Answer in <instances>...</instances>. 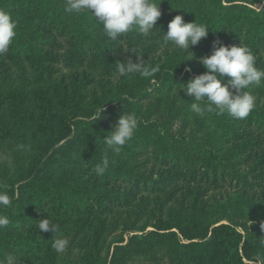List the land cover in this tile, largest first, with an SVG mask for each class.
Instances as JSON below:
<instances>
[{"label":"trees","instance_id":"obj_1","mask_svg":"<svg viewBox=\"0 0 264 264\" xmlns=\"http://www.w3.org/2000/svg\"><path fill=\"white\" fill-rule=\"evenodd\" d=\"M65 5L0 0L18 24L0 55V186L14 197L0 208V264H264V83L246 119L205 114L218 134L186 122L178 89L207 71L198 58L216 40L249 47L264 69V0H161L153 34L121 37L128 51ZM178 14L210 28L176 65L192 55L163 43ZM128 59L159 71L118 77ZM123 113L138 128L114 153L102 139ZM47 213L56 233L37 228Z\"/></svg>","mask_w":264,"mask_h":264},{"label":"clouds","instance_id":"obj_2","mask_svg":"<svg viewBox=\"0 0 264 264\" xmlns=\"http://www.w3.org/2000/svg\"><path fill=\"white\" fill-rule=\"evenodd\" d=\"M160 3L161 0H66L64 11L70 15L90 13L96 24L102 23L103 27L100 29L103 35L128 51V47L120 43L121 37L132 32L142 37L153 34L156 31L153 30L154 25L162 15ZM17 27V21L11 13L0 9V55L8 52L13 44ZM209 28L204 23L185 22L180 14L169 22L167 32H163V43L173 45L180 52L192 54L190 58L180 60L176 65L194 58L195 54L190 51V47L206 38ZM131 52L143 53L133 47ZM198 59L207 71L190 79L186 85L180 84L178 88H182L191 98L190 111L201 117L206 113L215 112L217 115L226 113L237 120L246 119L256 108V97L252 89L264 83V69L256 66V57L252 50L242 43L229 46L216 40L213 41L212 53ZM158 71V64L149 67L143 60L133 62L128 59L117 65L118 77L130 78L139 74L143 78H149ZM178 89H175L176 95ZM103 111L102 106L91 119L95 121ZM137 128L138 118L134 113L120 115L113 129L102 139L106 149L119 153L121 148L132 140ZM108 166V159H104L101 164L96 165V175L102 176ZM13 199L14 197L0 186V208L11 206ZM37 221L38 230L54 233L58 230L57 223L48 213ZM9 224V218L0 215V229ZM260 244L264 246V240H261ZM51 246L57 254L64 253L69 246V240L64 236H56Z\"/></svg>","mask_w":264,"mask_h":264},{"label":"rangeland","instance_id":"obj_3","mask_svg":"<svg viewBox=\"0 0 264 264\" xmlns=\"http://www.w3.org/2000/svg\"><path fill=\"white\" fill-rule=\"evenodd\" d=\"M257 87H260V86L253 87L252 90H254ZM194 118H199L202 121V127L200 129V132H205V133L214 132L217 134L220 132L219 128L214 125L213 120L211 118H209L205 115L203 117L198 116V115L192 113L190 110H188L186 113V116H185L186 122H188L190 125H192L194 122Z\"/></svg>","mask_w":264,"mask_h":264}]
</instances>
